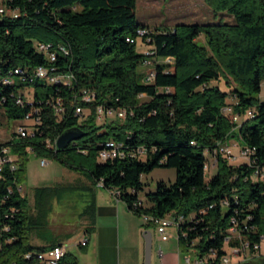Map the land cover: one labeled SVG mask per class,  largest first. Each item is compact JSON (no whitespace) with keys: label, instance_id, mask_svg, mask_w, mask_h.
<instances>
[{"label":"trees","instance_id":"16d2710c","mask_svg":"<svg viewBox=\"0 0 264 264\" xmlns=\"http://www.w3.org/2000/svg\"><path fill=\"white\" fill-rule=\"evenodd\" d=\"M2 2L16 16L0 14V119L21 120L36 108L41 122L34 137L3 142L19 154V160L13 170L5 167L0 174V264H26L25 253L44 249L31 244L29 237L46 213L44 209L31 212L27 197L17 190L25 179L27 147L40 158L80 172L93 184L101 181L104 189H119V199L138 217H163L172 211L185 218L193 214L182 223L186 236L179 230L178 243L183 250L195 248L199 256L213 251L210 264H217L225 254L224 237L233 225L232 217L251 245L260 243L264 237V180L253 179L254 171L264 170V99L259 97L264 84V0H204L213 12L232 15V21L153 29L136 21V0ZM144 27L150 29L148 40L142 38L150 47V56L171 59V63L155 62L152 83L142 82L144 75L138 71L148 55L139 52L135 42L126 41ZM200 35L203 42L198 40ZM36 43L49 45L55 60L47 61L45 53L36 50ZM37 66L72 75L71 85L48 84L42 79L30 83L29 77L37 72L31 69ZM16 68L31 70L23 74V83L22 75L13 72ZM6 78L12 81L4 82ZM220 81L229 89L211 84ZM22 86L32 89L33 105L14 103ZM82 89L94 91L92 102L80 99ZM228 96L234 102L224 113ZM57 97L65 110L62 117L50 106ZM76 105L90 111L82 120L83 114L74 113ZM97 105L125 108L128 114L124 120L97 124ZM247 110L252 116L244 117ZM234 114L244 120L235 122ZM73 128L84 135L66 148L45 145L46 138L53 140ZM231 137L254 150L250 165L230 164L215 151L218 143ZM107 140L122 142L126 149L144 147L145 156L97 161L99 144ZM208 154L216 158L210 177L203 169ZM156 167L173 168L174 181L156 183L154 191L145 193L148 206L135 207L143 191L142 175ZM73 188L38 187L36 203L43 208ZM225 200L228 204L223 205ZM11 208L15 209L12 215ZM203 208L206 213L200 214ZM5 224L8 231L1 230ZM237 244L231 241L229 246ZM65 260L77 264L70 253Z\"/></svg>","mask_w":264,"mask_h":264},{"label":"rangeland","instance_id":"374dc122","mask_svg":"<svg viewBox=\"0 0 264 264\" xmlns=\"http://www.w3.org/2000/svg\"><path fill=\"white\" fill-rule=\"evenodd\" d=\"M136 21L144 23L150 29L159 27L173 28L176 24H206L232 21V15L225 12L215 13L204 2V0H136ZM200 42H203V36L198 37ZM136 48L139 52L147 51L145 44H142L141 39L136 40ZM146 68L143 65L138 66L139 73L143 74ZM17 80V77H14ZM216 84L223 90L229 88L224 82H211ZM18 91L26 93L25 96H30L32 89L26 86L18 87ZM259 97L264 99V84H262ZM145 98L142 97L141 100ZM234 102L231 96L226 99L227 106H230ZM89 110L85 111V115L80 117L82 120ZM115 120L112 117L102 118L96 121L97 124L109 123ZM244 120L238 119V123ZM22 120H13L6 117L0 119V143H3L11 138L18 140L15 135V130ZM30 124V122H26ZM226 145L231 147L233 154L236 155L235 160L228 161L230 164L236 165L242 162V158L239 156V150L242 146L240 139L231 137L225 142ZM27 161L25 165V179L21 184L22 194L28 199V206L31 212H35L37 209L46 213L44 220L38 223L30 234L29 242L34 245L48 244L52 241H64L66 239H78L76 234L78 230L84 225V215H79L82 208L87 204L90 193L86 189H81L80 185L87 183V178L78 171L70 170L58 163L56 160L45 159L44 165L40 164L42 158L35 155L30 149L26 148ZM98 161V159H97ZM215 172V166H213L207 172V176ZM175 179V170L173 168H161L156 167L151 172L142 175L143 191L140 192V197L144 200L145 193L148 191H154L156 183H171ZM59 184L72 185V190H65L60 194V199L48 201L43 208L36 203L35 189L38 187L53 186ZM146 206L148 203L144 200ZM36 212V213H37ZM43 217H40L42 219ZM136 218L141 224L143 220L141 217ZM149 230L152 233V251H151V264H160L157 262V253L159 250L167 252L171 249L172 253H176L178 249V242L176 238V231L173 227L167 228L169 235L168 241H160L157 234L154 233V229L151 226L142 228V230ZM76 234V235H75ZM75 235V236H74ZM226 251L231 259V264H237L245 260H252L260 255H264V241L262 240L258 251L254 252L248 249L237 250L231 254V249L227 247ZM72 250V248H71ZM173 254V255H174ZM175 257V255H174ZM179 264H182V257L179 258Z\"/></svg>","mask_w":264,"mask_h":264},{"label":"built area","instance_id":"2783aa9c","mask_svg":"<svg viewBox=\"0 0 264 264\" xmlns=\"http://www.w3.org/2000/svg\"><path fill=\"white\" fill-rule=\"evenodd\" d=\"M0 14H8L11 16H16V11L8 9L7 6L0 0ZM150 33V29L148 27L140 28L139 31L134 33V38L130 40V42H135L139 38L142 41V38H146L148 40V34ZM144 44V43H142ZM147 51H143L142 53L145 55H148L146 59L143 62V66L146 68L145 72L143 73L142 82L144 83H152L155 77L154 73V66L155 62L157 63H171L170 58L165 59H156L150 56V47L147 46ZM35 48L37 51L45 53V58L47 61H54L55 60V53L52 51H49V45L43 44V43H36ZM61 50H63L62 47H60ZM65 51V50H63ZM31 70H46V77L44 81L48 84H62L64 86H70L72 82V75L70 74H62V73H56L54 68H45V66H37L32 68ZM24 72L21 68H16L13 71L22 72V82L23 83V74L29 73ZM12 80L5 79L4 82H10ZM26 93H17L14 95V103L19 106H23L25 102H27L29 105H33L32 101V95L25 96ZM80 99L84 102H92L95 98L94 91L92 90H86L82 89L79 92ZM50 106L53 109V112L55 115H60L62 117L64 115V107L62 105V100L60 97H57L54 99ZM89 110L88 108L80 107L79 105L75 106V114H83L85 115V111ZM222 111L224 113H228L230 111L229 106H225ZM90 112V111H89ZM38 111L37 109L28 110L24 117L21 119V123L18 124L15 135L20 138H30L35 136V131L38 129L37 124H40L41 119L39 116V113L37 115ZM131 113V112H130ZM89 114V113H87ZM86 114V115H87ZM128 114L127 110L125 108H105L103 105H97L95 107V120L99 121L102 118L106 117H114L115 119L124 120L126 115ZM37 115V116H36ZM252 116V111L247 110L244 114V117H250ZM238 114L233 115V120L235 122L239 119ZM30 122V124H26V122ZM58 137V136H57ZM57 137L53 140H50L49 138H46L44 143L49 148H56V141ZM75 142V141H74ZM72 143V142H71ZM31 149V148H30ZM32 150V149H31ZM33 151V150H32ZM216 152L220 153L223 157H225L228 161H232L236 159V155L233 154L231 147L226 145L225 143H218L217 147L215 149ZM85 152V151H83ZM253 153H251L250 150L246 147V145H242L239 150V156L242 158V162H245L246 164H251V156ZM130 157V158H144L145 156V148L144 147H137L134 149H126L124 147V144L122 142L113 141V140H107L103 143L99 144V149L97 150L96 159L101 162H105L108 160H113L117 157ZM19 160V154L17 152H13L10 145L0 143V174L3 172L5 167H9L10 170H13L15 166L17 165ZM46 163L45 159L42 158L40 160V164L44 165ZM216 158L214 154H208L203 168H209V170L215 166ZM255 172V179L253 180H264V171H254ZM98 184L101 186V181L98 182ZM17 190L20 193V196H24L22 194V188L21 184H17ZM111 196L115 200H120V190L117 188H110L107 189ZM8 193L10 192V189H8ZM3 202V201H2ZM223 205L228 204L227 200L222 202ZM146 206L143 202V199L140 198V201H137L134 203V206ZM211 207V206H210ZM205 208L200 209V214L206 213ZM15 211V209L11 208L10 215ZM8 215V214H7ZM194 217L193 214H190L187 218L184 217V215L179 214L177 212H170L163 216V223H153V215L148 214V217H141L143 222L145 224H148L149 226L153 227L154 233L157 234L160 241H165L169 238V235L167 233L168 227H173L176 231V238L178 242V236L181 230L182 236H186V231L182 229V223H184L188 219H192ZM233 223L229 228L226 229V236L224 237V249L225 254L220 258L219 262L217 264H231V259L233 258L231 255L227 254L226 248L231 249V254L236 252L237 250L242 249H250L254 252L258 251L261 241H264V237H261L260 243H254L251 245L250 241L243 237L241 233L239 232V227L235 223L234 217H232V220L230 221ZM1 230L8 231L9 226L3 225L1 226ZM231 241H237L238 244L234 246H229V243ZM87 243V238H83L82 240H79L77 244L79 246H84ZM179 244V243H178ZM180 247V245H179ZM181 257H182V264H210L208 261L210 259H214V253L213 251H210L209 253L199 256L196 249L193 247L187 248V250H183L181 248ZM160 252V251H159ZM68 253V244L67 243H59L52 246L45 247L42 250H37L33 252H27L24 254V258L27 260L26 264H67L65 260V256ZM161 254V252H160ZM231 256L232 258H229ZM238 264V263H237Z\"/></svg>","mask_w":264,"mask_h":264},{"label":"crops","instance_id":"0c3cea01","mask_svg":"<svg viewBox=\"0 0 264 264\" xmlns=\"http://www.w3.org/2000/svg\"><path fill=\"white\" fill-rule=\"evenodd\" d=\"M85 177L88 182L80 185V188L86 189L93 200H88L79 213L84 215L85 220L82 228L76 233L78 239H66L56 244L67 243L68 253L75 257L77 264H143L142 235L145 230H142L143 226L136 218L137 215L130 212L123 201L115 200L107 189L93 184L87 176ZM90 204L93 205L92 208L85 212V208ZM83 238H87V243L79 246L77 242ZM168 240L169 238L165 241ZM41 246L45 248L51 245ZM159 251L157 262L160 264L180 263L182 251L179 244L175 254L171 249L167 252Z\"/></svg>","mask_w":264,"mask_h":264},{"label":"water","instance_id":"95a60500","mask_svg":"<svg viewBox=\"0 0 264 264\" xmlns=\"http://www.w3.org/2000/svg\"><path fill=\"white\" fill-rule=\"evenodd\" d=\"M84 135V132L79 129H67L63 131L56 141L57 149H64L68 146L69 143L74 142L80 139ZM144 240V260L143 264H151V251H152V233L149 230L143 232ZM238 264H264V258L255 259V260H245Z\"/></svg>","mask_w":264,"mask_h":264},{"label":"bare ground","instance_id":"6f19581e","mask_svg":"<svg viewBox=\"0 0 264 264\" xmlns=\"http://www.w3.org/2000/svg\"><path fill=\"white\" fill-rule=\"evenodd\" d=\"M140 30V29H139ZM138 30V31H139ZM132 38H127L126 41L130 42ZM14 74L16 75H22V72H18V71H13ZM46 77V70H37L36 73H34L32 76L29 77V81L30 83H32L34 80H37V79H42L44 80ZM60 116V115H59ZM248 148V147H247ZM248 150L251 151V153L254 152V150L252 148H248ZM204 169V172L207 174L209 168H203ZM264 171V170H263ZM255 174V173H254ZM254 177V176H253ZM141 217H148V214H143ZM232 220V219H231ZM153 223H163V217H156V216H153Z\"/></svg>","mask_w":264,"mask_h":264}]
</instances>
